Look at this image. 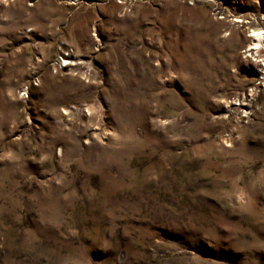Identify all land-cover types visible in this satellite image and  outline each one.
<instances>
[{"label": "rangeland", "instance_id": "obj_1", "mask_svg": "<svg viewBox=\"0 0 264 264\" xmlns=\"http://www.w3.org/2000/svg\"><path fill=\"white\" fill-rule=\"evenodd\" d=\"M258 29L264 0H0V264H264Z\"/></svg>", "mask_w": 264, "mask_h": 264}, {"label": "bare ground", "instance_id": "obj_2", "mask_svg": "<svg viewBox=\"0 0 264 264\" xmlns=\"http://www.w3.org/2000/svg\"><path fill=\"white\" fill-rule=\"evenodd\" d=\"M236 23H248L245 22L244 20L238 19L236 20ZM253 35L250 37L251 38V46L249 50H247L245 53L247 54V57H251L255 59V67L258 68V63L260 62L259 59H263L262 62H264V31L263 30H253ZM65 64L71 65L72 60L70 58L64 59ZM254 61V60H253ZM263 70H264V66Z\"/></svg>", "mask_w": 264, "mask_h": 264}]
</instances>
